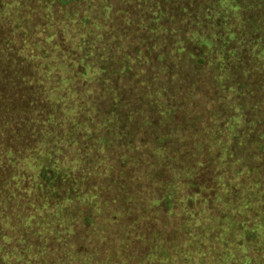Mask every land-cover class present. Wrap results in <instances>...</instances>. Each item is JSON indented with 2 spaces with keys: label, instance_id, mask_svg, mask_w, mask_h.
<instances>
[{
  "label": "rangeland",
  "instance_id": "374dc122",
  "mask_svg": "<svg viewBox=\"0 0 264 264\" xmlns=\"http://www.w3.org/2000/svg\"><path fill=\"white\" fill-rule=\"evenodd\" d=\"M106 1L91 0L98 10L93 13L91 26L76 27L79 38L74 46L76 50L82 48L77 57L79 73L73 89L77 97L71 101L70 110H65L71 112V120L62 127L76 132L73 141L77 146L81 140H87L103 151L101 160L91 163L92 167H99L101 163L102 170L99 168L100 174L96 176L109 180L112 187L108 190L113 192L109 198L115 199V204L108 205L106 210L113 205L118 209L116 214L125 212L124 215L133 217L135 224L134 228L125 227L124 234L115 241L126 240L128 253L143 252L144 257L157 258L163 264H166L164 261L173 264L177 255L187 256V263L197 256L206 257L207 245L231 239L228 235L235 234L233 228H228L227 223L231 221L237 227H257L252 230L257 232L263 245L264 171L253 174L237 167L244 162L253 130L259 126V117L264 115V0H143L146 15L142 17L143 30L139 33L141 51L145 47L158 51L164 44H151L150 40L157 38L162 43L167 33L168 42L163 47L166 52L160 61H165L170 54L182 56L175 63L169 61V56V68H161L164 62L151 66L138 44H124L126 57L139 55L143 62L133 61V66L127 63L119 48L112 46L122 44H115L107 36L117 32L120 24L125 26L135 21L139 14L130 13L131 10L115 12ZM44 18L53 20V12L44 10ZM109 19L119 21V25L110 23L115 25L114 31L107 26ZM151 20L157 30L144 32V25H149ZM199 51L203 53V64L192 68V53ZM257 79L260 82L255 83L261 88L255 90L252 82ZM231 139L238 140L236 146ZM260 140H264V135H260ZM162 146L163 149L159 148ZM218 148L222 156L215 175L221 177L226 201L233 194L235 203L238 198L244 203L247 199L253 207L247 211L241 209L248 215L245 219L227 214L228 217L221 218L220 226L217 224L213 229L207 226V231L203 225L201 232H193L196 222L209 219L212 213L218 214L213 206L206 205L207 199L189 181L193 161L198 167L203 166V160ZM231 156L233 161L223 163ZM208 162L211 176L214 162ZM202 178H206V167ZM97 185L99 182H92L90 188L97 189ZM234 185L240 186L234 189ZM208 187L201 184L197 188L206 193ZM126 192L131 193V199L125 196ZM97 200L107 201L105 197ZM221 203L216 200L214 205ZM228 203L235 205L232 200ZM116 214L110 215L112 226L122 224L126 218L119 216L114 222ZM183 232H188L189 237H183ZM164 233H170L169 238ZM57 238V242L51 243L57 250L50 258L47 257L52 252L50 243L44 239L36 244L38 252L28 261L21 260V264H95L89 257L93 246L84 241L70 242L69 250H63L64 240ZM165 243L175 245V252L165 253ZM187 247L194 252L187 253ZM242 247L240 244L235 257L243 256ZM88 249L91 250L88 252Z\"/></svg>",
  "mask_w": 264,
  "mask_h": 264
},
{
  "label": "trees",
  "instance_id": "16d2710c",
  "mask_svg": "<svg viewBox=\"0 0 264 264\" xmlns=\"http://www.w3.org/2000/svg\"><path fill=\"white\" fill-rule=\"evenodd\" d=\"M142 1L131 0L127 4L125 0L106 1L115 12L131 10L130 13L139 14L135 21L125 26H120L119 21L113 20L119 28L117 32L107 36L115 44H122L111 43L113 47L119 48L131 66L133 61L143 62L139 55L127 58V48L124 46L138 44V49H142V44H139L142 35L139 33L143 30L142 17L146 15ZM44 10L53 12L55 20L44 18ZM95 11L98 12L91 0H0V264H21L23 259L30 260L29 257L38 252L36 244H41L44 239L50 243L52 252L47 253L50 258L52 253H56L57 248L53 249L52 244L57 242L58 236L64 240L63 250H69L70 242L84 241L93 246L89 257L93 258L95 264H163L157 258L153 260L144 257L143 252L139 255H134L135 251L128 253L126 240L115 241L124 234L125 227L134 228L135 224L133 217L124 215L125 212L116 214L118 209L113 206L115 199L109 198V194L113 193L108 191L112 188L110 181L96 176L100 174L98 169L102 170L101 163L99 167H92L91 161L101 160L103 151L94 148L93 143L87 140H81L77 146L73 141L76 132L62 127L70 122L71 112L66 111L70 110L68 107L71 106V101L77 97V92L73 89L79 73L77 57L82 48L76 50L74 46L79 38L76 27L91 26ZM113 21L107 20L110 31L115 30V25L110 24ZM146 30H157L154 21L144 25V32ZM168 37L166 33L162 43L157 38L150 40V43L164 44L166 47ZM188 46L187 44V50ZM163 47L158 48V51L145 47L141 54L151 66L164 62L161 68H169V56V61L173 60L174 63L182 56L170 54L165 61H160V56L166 52ZM192 56V68L202 66L203 53L199 51L192 53ZM167 73L166 76H169ZM186 77L185 75L184 80ZM256 81L259 79L252 82L255 90L261 88ZM258 123L259 126L257 124L258 127L252 133L253 139L249 141L250 150L245 151L244 162H240L237 167L242 172L255 174L262 169L264 171V140H260V135H264V115L259 117ZM80 133L87 136L84 132ZM238 135V140L241 141V133L238 132ZM238 140H232L233 146L237 145ZM159 148L163 149V146ZM168 153L172 154L171 149ZM221 156L218 148L209 153L207 160H203V166L198 167L200 165L193 161L192 179L189 181L201 193V197L207 199L206 205L213 206L211 208L218 211V214L212 213L209 219L203 218L196 222L193 232H201L203 225H206V229L207 226L210 229L217 224L220 226L221 218L228 217L227 214L231 218L238 215L245 219L248 215L241 212V209L247 211L253 207L247 199L244 203L239 202L242 200L238 198L235 203L233 194L226 201V193L220 186L221 177L215 175ZM232 156L225 158L223 163L233 161ZM207 161V164L214 162L212 177L206 166ZM205 167L206 178H202ZM87 180L91 182H86ZM92 182H99L97 189L90 188ZM236 183L241 184V181ZM85 184L89 186H84ZM201 184H208L206 193L197 188ZM238 186L240 185H234L233 188L237 189ZM125 196L132 198L129 192ZM103 197L107 200L106 203L98 202L97 199ZM216 200L222 203L214 205ZM228 200H232L235 205H229ZM110 204L113 205L106 210ZM243 204L246 206L241 207ZM111 214H116L114 222L119 216L124 215L126 218L123 217L122 224L112 226ZM170 222H174V216ZM227 224L230 225L228 228L235 231L234 235H228L231 239L207 245L206 257L197 256L187 263V256L180 258L172 255L177 259L172 261L173 264H201L205 261L211 262L207 264H264V243H260L257 232L252 230L257 227H237L231 221ZM183 233L185 238L190 235L188 232ZM164 235L169 238L170 233ZM209 235L210 233L206 235V244ZM240 244L243 246V256L237 258L236 250ZM164 248L165 253L175 252L173 244L165 243ZM30 249L32 253L29 254ZM186 252L191 254L194 250L187 247Z\"/></svg>",
  "mask_w": 264,
  "mask_h": 264
}]
</instances>
